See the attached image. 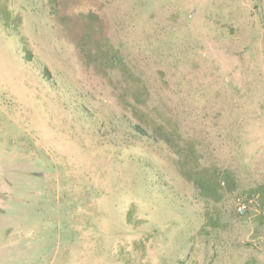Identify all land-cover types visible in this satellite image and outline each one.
Masks as SVG:
<instances>
[{"label": "rangeland", "instance_id": "374dc122", "mask_svg": "<svg viewBox=\"0 0 264 264\" xmlns=\"http://www.w3.org/2000/svg\"><path fill=\"white\" fill-rule=\"evenodd\" d=\"M263 209L264 0H0V264H264Z\"/></svg>", "mask_w": 264, "mask_h": 264}, {"label": "trees", "instance_id": "16d2710c", "mask_svg": "<svg viewBox=\"0 0 264 264\" xmlns=\"http://www.w3.org/2000/svg\"><path fill=\"white\" fill-rule=\"evenodd\" d=\"M86 17V18H85ZM61 18V22L60 23H66L69 28L73 29L74 31L72 32H76L75 34H78V30L77 27L74 28V26L76 25L75 22L73 21V19L71 20V17L68 16H62ZM85 21H86V26L89 29H93L96 30V23H100V16L98 13H89L88 15L84 16ZM69 21V22H68ZM86 34H84L85 37ZM87 37V36H86ZM98 44V42H97ZM99 45V44H98ZM106 53L105 50H101V55L103 56ZM107 54V53H106ZM138 130L143 131V129L140 128V126L136 127ZM160 135L164 138V140H166V142L168 144H170L171 142L175 145V147L179 148V144H177V140L176 137H174L171 133V131H166V132H159ZM190 152V153H188ZM194 153L193 148L189 145V149L186 153H183V156L185 157L186 160L183 161V164H188L189 162H192L194 164H192V167L190 169H186L184 168V172H186V174L189 176V178L196 184V186L198 188H200L203 192L204 195L207 196H213L216 191L219 188L223 187L224 185H229L232 181V178L229 175L228 171H221L217 168H213V169H208V168H201V169H197L198 168V159L195 156V159L192 158V155ZM263 203V201H262ZM247 212V211H246ZM245 212V213H246ZM248 218V214L245 216V220L246 221ZM259 219L260 221H264V209L263 212L259 215Z\"/></svg>", "mask_w": 264, "mask_h": 264}, {"label": "built area", "instance_id": "2783aa9c", "mask_svg": "<svg viewBox=\"0 0 264 264\" xmlns=\"http://www.w3.org/2000/svg\"><path fill=\"white\" fill-rule=\"evenodd\" d=\"M248 209V203L246 201H242L238 203L237 211L240 214H244Z\"/></svg>", "mask_w": 264, "mask_h": 264}]
</instances>
